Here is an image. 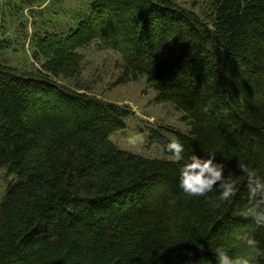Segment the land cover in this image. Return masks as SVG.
<instances>
[{
    "label": "trees",
    "instance_id": "1",
    "mask_svg": "<svg viewBox=\"0 0 264 264\" xmlns=\"http://www.w3.org/2000/svg\"><path fill=\"white\" fill-rule=\"evenodd\" d=\"M181 1L206 5L211 23L177 0H95L70 36L34 39L41 73L0 67V170L15 178L0 264H214L217 247L245 251L233 238L253 227L238 214L243 183L219 209L186 196L166 148L171 159L151 160L110 141L130 111L58 81L79 77V50L97 43L121 55L115 86L146 78L182 113L190 131L173 137L186 159L215 153L226 175H242L238 162L264 171V0Z\"/></svg>",
    "mask_w": 264,
    "mask_h": 264
},
{
    "label": "rangeland",
    "instance_id": "2",
    "mask_svg": "<svg viewBox=\"0 0 264 264\" xmlns=\"http://www.w3.org/2000/svg\"><path fill=\"white\" fill-rule=\"evenodd\" d=\"M95 0H0V67L21 75L42 72L34 39L48 34L70 36L90 14ZM186 11L197 14L210 24L209 9L177 0ZM81 75L75 79L58 80L70 90H82L103 103L130 111L125 128L117 130L110 140L121 151L146 159H171L166 155L167 143L174 132L188 133V123L171 104L157 103L158 94L148 87L146 78L124 86H115L120 75L122 58L115 51H102L97 43L81 48ZM67 113V112H66ZM139 135L143 142L130 144L129 138ZM151 139L159 144L151 145ZM164 139L160 144V140ZM169 139V141H168ZM5 170H0V205L9 185L14 182Z\"/></svg>",
    "mask_w": 264,
    "mask_h": 264
},
{
    "label": "clouds",
    "instance_id": "3",
    "mask_svg": "<svg viewBox=\"0 0 264 264\" xmlns=\"http://www.w3.org/2000/svg\"><path fill=\"white\" fill-rule=\"evenodd\" d=\"M142 143L141 136L129 138L130 144ZM166 151L176 162H181L179 187L188 197H204L214 209L233 200L241 189L242 183L247 189V198L238 214L249 220L252 228L233 233V238L241 242L245 248L242 254H230L226 247L214 250V264H264V246L257 238L256 231L264 230V171L238 162L237 168L242 174L226 175L227 164L218 160L215 153L207 156L193 154L184 156V146L177 139L166 145ZM210 193H216L210 197Z\"/></svg>",
    "mask_w": 264,
    "mask_h": 264
}]
</instances>
